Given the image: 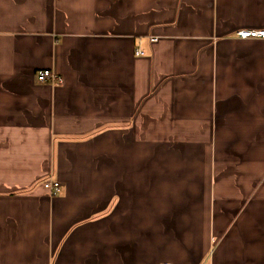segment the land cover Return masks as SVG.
<instances>
[{
  "label": "crops",
  "instance_id": "1",
  "mask_svg": "<svg viewBox=\"0 0 264 264\" xmlns=\"http://www.w3.org/2000/svg\"><path fill=\"white\" fill-rule=\"evenodd\" d=\"M244 31L264 0H0V264H264Z\"/></svg>",
  "mask_w": 264,
  "mask_h": 264
},
{
  "label": "built area",
  "instance_id": "2",
  "mask_svg": "<svg viewBox=\"0 0 264 264\" xmlns=\"http://www.w3.org/2000/svg\"><path fill=\"white\" fill-rule=\"evenodd\" d=\"M238 37L242 40L257 39V38L264 39V31H244V32H240ZM151 41L156 42V39H152ZM136 55L142 56L144 54L140 50H137ZM38 81L41 83H50L52 85L62 83L61 78L54 71H50V70L39 72ZM44 189L49 194V196L52 199H54L61 194L62 185L59 182H47L44 185Z\"/></svg>",
  "mask_w": 264,
  "mask_h": 264
}]
</instances>
